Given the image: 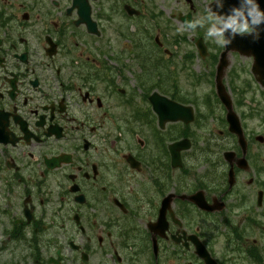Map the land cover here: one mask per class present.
<instances>
[{"label": "flooded vegetation", "instance_id": "1", "mask_svg": "<svg viewBox=\"0 0 264 264\" xmlns=\"http://www.w3.org/2000/svg\"><path fill=\"white\" fill-rule=\"evenodd\" d=\"M210 11L0 0V264H264V88L229 53V119Z\"/></svg>", "mask_w": 264, "mask_h": 264}, {"label": "clouds", "instance_id": "2", "mask_svg": "<svg viewBox=\"0 0 264 264\" xmlns=\"http://www.w3.org/2000/svg\"><path fill=\"white\" fill-rule=\"evenodd\" d=\"M214 2L218 11H210L201 19L186 20L185 25L191 30L207 25L206 38L213 39L220 47L229 45L237 36L258 39L264 31V11L257 0H238V6L227 13H223L224 0Z\"/></svg>", "mask_w": 264, "mask_h": 264}, {"label": "water", "instance_id": "3", "mask_svg": "<svg viewBox=\"0 0 264 264\" xmlns=\"http://www.w3.org/2000/svg\"><path fill=\"white\" fill-rule=\"evenodd\" d=\"M229 4L231 5V7L229 6L230 9L232 8V5L237 4V0H231ZM259 5L261 10L264 11V5L263 4H259ZM225 9L226 12L223 13L228 12L229 10L228 6H226ZM232 50L238 51L243 55L254 57L255 61L253 66V72L258 77V80L264 85V31H261L258 39L250 35H245L242 37L237 36L236 39H234L229 45L226 46V51L222 54V59L218 68V76H217L218 94L221 100L223 101V103L229 109V114H228L229 119L234 121L235 117L231 110V102L222 84L224 70L227 67V56L228 53ZM232 121H231L233 125L232 130L239 133L240 130L238 125L234 124ZM205 258H207V261H209L210 263L215 264L210 258L208 260L207 255H205Z\"/></svg>", "mask_w": 264, "mask_h": 264}, {"label": "rangeland", "instance_id": "4", "mask_svg": "<svg viewBox=\"0 0 264 264\" xmlns=\"http://www.w3.org/2000/svg\"><path fill=\"white\" fill-rule=\"evenodd\" d=\"M182 36H186V35H182ZM186 50L190 51L191 49L189 46H186ZM230 61H231L230 72L225 79V83L229 86L238 87V86H244L246 84H249V82H251L253 87L255 85L254 90H253V93H254L256 91V89L259 87V85L256 83V81H254V77L250 72L252 59L233 57L231 55ZM203 65L206 66L207 63H206V65L205 64H203ZM203 65L200 62H194L192 73L194 72V74L200 75L202 77L208 75L204 69H202L201 72H198L196 70L199 66H201L200 68H202ZM189 77H190V75L187 78V85H191V80ZM201 86L202 87H200V85H199L198 89H194V90H197L198 95H204L206 97L207 95H209L211 93L210 87L213 88V86H212V84H210V82L208 80L207 81L204 80V83L201 84ZM250 125L255 127V126L259 125V123L257 121H254V122L250 123Z\"/></svg>", "mask_w": 264, "mask_h": 264}]
</instances>
